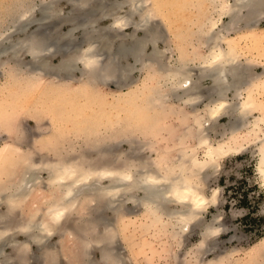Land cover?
<instances>
[{
    "label": "rangeland",
    "instance_id": "rangeland-1",
    "mask_svg": "<svg viewBox=\"0 0 264 264\" xmlns=\"http://www.w3.org/2000/svg\"><path fill=\"white\" fill-rule=\"evenodd\" d=\"M77 1L82 0H0V87H2V91H0V109L2 110V107L5 108L4 114L7 115V118L2 120L3 115L0 111V179L2 180H0L2 182H0V189L2 191L3 200V202H1L2 200L0 201V214L6 215L3 221L0 219V228L3 222V225H6L7 228H15L13 230L10 229V231H12L13 234L15 233L14 235L11 233V240L13 243L16 242L14 245L8 244L6 246V255L0 254V264H15V261L17 264H21L22 261L24 262H22L23 264H106V251L119 254L120 257L117 256V258L121 259L124 264H212L213 262L214 264H219L217 261H220V264H229L230 260H232L230 264H234L235 262L247 264L249 261L247 254L250 255L253 252V255L258 257L255 264H261L264 261V242H262L264 239V186L259 181L257 170L258 163L261 159V155H259L261 153L258 150L262 145H260V143H264L263 135L257 140L252 138L254 141L252 139H247L240 150L222 157L218 162L217 169H212L207 175L208 178L206 177L203 179L202 183L204 184L205 193L210 196V193L213 194L215 191H218V194H215L217 196L212 200L213 203L210 202L208 204L209 206L207 205L205 210H202L198 219L194 222H190L184 227L186 232L182 234V238L172 235V227L170 223L167 222L172 218L170 217V212L165 213L168 215L163 217L162 223L158 225L152 224L150 218H146L143 213V205L139 200L141 193L137 192L135 193L138 197L136 201L118 197L116 199L119 200H115V204L112 203V205L103 208H101V206L104 205V202H100L101 204H99V206H95V202L97 201L86 198L88 201L85 200L81 207L77 206L72 209V212L69 211L68 214L65 215L58 230L55 229V231H57L49 237L48 242L43 247L44 249H40L36 243H33L31 247L20 246L22 242L28 239L27 233L22 231L23 229L21 230V228L25 227L27 223L30 222V217H33L32 214L29 213L30 209H37L40 207L42 212L47 211L49 206L48 202L52 199L50 193L51 185L48 181V166L58 164L63 160H68L69 162L78 161L84 156L89 160V166L95 167L97 164L96 162L99 161V164L103 166L102 160H106L104 158L107 157V153H99L97 151L104 148H99L100 144H104V141L114 138L122 140L132 133L130 129L119 128V131L115 135L103 136L99 133L95 136L96 134L93 135L92 133L98 132L97 129H90L94 124L85 119L84 115H79L78 112H75V105L79 106L82 103L81 101L86 104H92V106L87 107L84 111V114L90 116L93 114L94 108L101 103L100 101L102 99L111 100L113 99L112 96H117L120 91L127 92L129 86L141 85L145 80L144 71L145 67H147L146 65L152 60L153 62H157L154 59L156 54L161 55V61L165 64L176 65V63L179 62L178 57L180 48L189 53L195 50L192 46L194 43L193 45L201 47L198 52L199 54L207 51V48L201 45L202 41L198 34L195 33L189 21L191 16L194 17L198 14L199 9L196 7L188 6L189 9L178 14L180 16H177L178 21H174L175 26L172 30L169 29L163 19L157 16V19L155 18V20H152L150 26V31L152 28L155 31H151L150 33L149 31H144L146 29H143L144 23L141 25V14L142 12H146V5L144 4L145 7L143 4L142 6L141 4L139 5L140 0H135L138 2L136 4L141 6H137L140 12L136 10V8H134L135 11L130 9L127 4L120 6L119 9L117 7L118 2H124L125 0H105L106 7L108 6L107 8L102 9L95 6L85 14L75 9L74 4H76ZM116 2L117 4H114L116 5V9L114 8L115 6L109 7L112 3ZM52 3H56V12L53 8L52 11L50 10L46 13V7L52 6ZM91 3H94V0ZM189 4L192 5L191 3ZM25 6H27L26 9H30L31 7L29 12L32 15L27 12V15L31 18L27 16V18H25L27 20H23L22 22H24V25H27L31 20L32 23L29 26H24L22 28L23 31H21L22 29L14 26V24L16 19L20 17V14L24 12L25 9L23 8ZM121 7L123 8L121 9ZM109 8L110 10H108ZM53 12L54 15H56L52 17L50 13L52 14ZM119 15L127 16V25L123 29L113 32L114 30H110L111 24ZM210 15L211 14H209V16L205 14L204 16L205 18H209ZM75 18L77 19L74 21L73 19ZM185 18H187V20ZM210 18H212V15ZM44 19L46 20L44 21ZM227 19L228 17L224 16L223 20ZM46 22L48 24H46ZM85 22H87V25H85ZM259 24L260 34L256 40H259L260 44L255 42V44H258V48L255 47V49L247 48L242 50L243 53L245 51V56L243 55L244 57L242 56L241 59L242 61L248 62L247 60H251L252 58L254 60H252V62L250 61L253 69L251 76L255 73H264V33L262 34L261 32V30H264V13L261 16ZM178 27L180 28L178 29ZM135 28L137 30H135ZM41 30L42 32H40ZM106 30L111 32L110 34L112 36L118 33L120 37L127 36L131 38V36L134 35L135 38H139L140 41L145 39L144 41L147 42L144 52H141V55L139 53V58H134V56L128 58L125 56L121 58L116 57L119 66L116 64L115 67L119 69L118 72L120 73L118 76L117 72L118 77L115 76L112 78L110 74L103 76V78L98 77L97 74L91 73L93 70L92 66L82 68V63L77 64L76 70L66 75H63L58 70L51 69L50 71L48 70L49 68L45 70L42 68L43 66L39 61L36 63L29 54L23 52L25 47H28L27 42L24 49H22V53L20 52L18 54L19 58L17 57V60L13 59L15 58L13 57V49L18 47L19 50H21V48H23L22 44L13 47V44L20 40L18 38L28 39L27 35L29 38L39 36L45 37V35H47L44 41H46V43L50 42L49 44H52L50 45L52 51L56 53L55 56L47 61L50 65H54L53 67H57L62 63L64 54H66V56L70 53L76 54L78 51L88 46V42L85 40L89 32L95 31L100 35ZM171 31L172 33H176V35L174 33L172 34ZM67 33L70 37L68 38L72 39V42H70V44H65L62 43V40L60 43L58 38L63 35H68ZM153 34L157 36L160 34L161 37L158 36L159 38H155L154 41L152 38ZM177 34L179 35L177 36ZM184 35L186 36L184 37ZM8 37L9 39H7ZM119 40L120 39L114 41V45L117 44V42L119 44ZM153 41L155 43H153ZM93 47H95L100 54L98 61L101 64L106 65L110 59L113 58L111 52L107 51V49H103L101 41L96 40V42H93ZM4 48L6 51H4ZM10 48L11 50H9ZM18 48L16 50H18ZM1 51H3V53ZM92 60L94 61V59ZM147 60L148 62H146ZM47 61L45 60L46 63H48ZM252 63L254 64V68ZM111 66L114 67V64ZM191 69L193 82L195 84L199 83L201 79H199L200 77L198 78L200 75L197 71L198 69L195 67ZM157 76H160V74H157ZM29 85L35 87L33 88ZM198 85H201L200 87L203 90V95L200 93L198 98L188 102V104L185 105L186 107H183L184 115L178 114L180 117H183V121L177 119L175 122L173 117L163 122L164 127H167L169 124L166 130L140 132L141 135L136 133L137 136L135 135V139L137 140L134 139L133 145L135 147L138 143L137 145L139 146V152L138 150L136 151V153H140L139 159L137 157V163L142 161L140 159L150 161L151 163L163 159V163H166V161H171L172 158L177 157L178 153L184 149H181L184 144L181 138L183 136H190L188 130V118L192 116V107L190 106H192L193 103H201L208 95H213L214 83L212 79H205ZM55 88L60 89L59 92H62L61 95L65 97L63 99H67V107H70L75 113H73V117L65 118L67 120L63 119L64 117L60 118L59 122L55 121L53 114L50 112V107L54 108V111L60 110L69 112V110L59 108L62 101H60L61 96H54V94H58L57 91L55 92ZM75 90H79L76 92H80L82 97L79 96L74 98L73 91ZM44 92L49 93L50 99L48 96V98L42 96ZM166 93L169 95L167 98L171 97L175 100L178 97L176 95L178 93L174 92V90H167ZM229 97L233 98L232 95H229ZM257 98L264 104V88L262 86L259 87ZM172 99L167 104L177 106L176 104L179 102L178 99L176 101H172ZM44 101L46 102L43 103ZM38 108L43 109V112L34 111L38 110ZM158 108L159 107L154 106L152 111L158 112ZM152 111L148 110L149 113H152ZM186 116H188L187 119ZM253 116L254 114L250 112L247 114V119L252 120ZM191 118L192 117H190V119ZM244 118L246 117L244 116ZM62 120L65 121L62 122ZM227 121V117L222 118L220 120L221 125L216 131L224 130L222 124ZM227 130L229 131L230 128ZM121 137L123 138L121 139ZM100 138L105 140L100 142ZM188 140L190 141L191 137H189ZM113 149L111 155L115 158L118 157L120 160L125 159L131 153V146H121L120 142L118 147L116 145ZM20 162L22 164H20ZM16 165L19 166V169L18 167L16 169L19 174L22 170H26L29 165H35L36 171L40 174L38 179L40 183H38L37 187L38 191L36 193L35 206L29 207L28 204L30 203L28 200L22 201V203L16 202L12 205L13 203H10L11 200L9 199L14 191L9 192L6 191V188L2 187V184L3 186L7 183L10 185L11 182L15 183L17 181L16 178H19V174L18 176H13ZM10 174L11 176L9 177ZM15 174L17 175V173H14V175ZM8 179H11L9 180L10 182H6ZM14 179L15 181H13ZM3 182H6V184ZM103 182L106 184L108 183L107 180ZM9 193L11 195H8ZM87 202L90 204L88 203L87 205ZM180 207L181 206L174 201L169 203L170 210H175V208L177 209ZM97 209L98 211H96ZM39 217L40 216L35 218L38 220ZM215 228H217L219 232H216L214 235L211 234L212 236L208 237L206 243H204L202 240L203 232L205 231L206 233V231L210 229H212L213 232ZM114 234L116 236H114ZM109 238H113V244H108L111 242H109ZM1 242L2 240L0 243ZM256 243H258V246L260 245L259 243H261L262 249L259 248L255 250L257 247V245H255ZM0 246L2 248V243ZM16 248H20L21 250ZM0 253H2V251ZM31 256L32 258L30 259ZM106 256H108V254H106ZM4 257L6 259L9 257L8 259L10 262L8 259L7 262L3 261V259L6 260ZM44 258L45 260H43ZM40 259L44 262L42 263Z\"/></svg>",
    "mask_w": 264,
    "mask_h": 264
},
{
    "label": "bare ground",
    "instance_id": "bare-ground-1",
    "mask_svg": "<svg viewBox=\"0 0 264 264\" xmlns=\"http://www.w3.org/2000/svg\"><path fill=\"white\" fill-rule=\"evenodd\" d=\"M90 1L92 2L93 0L77 1V3L74 4V7L76 10L82 11L83 14L89 12V10L95 6L102 9L108 7H106L105 0H94L95 4L91 3ZM121 2L122 1L118 2V8L127 4L129 5L130 9L134 10V8H136V10H138V5L136 4L138 2L135 0H125L124 2ZM189 3H191L193 6ZM112 4L109 7L115 6L114 8L116 9V5L114 4H117V2ZM140 4L141 6L142 4L143 6L144 4L146 5V7L144 6L146 8V12H142V14L140 13L142 17V19H140L141 25H143L142 23H144L143 29L146 28L144 31H149L150 33L151 31H155L152 27L151 28L153 30L151 29L150 31V26L152 20H155V18L157 19V16L163 19L168 25L169 29L172 30L175 26L174 21L177 20V18L180 16L178 14H181V12L189 9L188 6L198 8V14L194 17L191 16V19H189V21L191 22L190 24L194 28L195 33H197L199 38L201 39V45H204L207 48V51L199 54L198 52L201 47L193 45L194 43L192 44V46L195 50L189 52L190 54L180 48V54L178 57L179 62H177L176 65L165 64L161 61V55L156 54L154 56V59L158 62V64L157 62H153V60L148 63L149 65L146 63L147 67H145L144 71L145 80L141 85L137 84L136 86H129L127 92L120 91L117 96L114 97L113 95V99L111 100L102 99L100 101L101 103L98 104L96 108H94L93 114L90 116L84 114V111L87 107L92 106V104H86L85 102L81 101L82 103L79 106L75 105V112H78L79 115H84L85 119L91 121L92 124H94V126L90 129H97L98 132L92 133L93 135L96 134L95 136H97V134L99 133L103 136L115 135L119 131V128L130 129L132 133L125 138L121 137V139L123 138L122 140H118L117 138L113 137L114 139L104 141L105 139L100 138V142L104 141V144H100L101 147L99 146V148H104L97 151L99 153H107V157L104 158L106 160H102L103 166L99 164L100 161L96 162L99 165L96 164L95 167L89 166V160L85 158V156L78 161L69 162L68 160H63L58 164L48 166V181L51 185L50 193L52 199H50L48 202L49 206L47 211L42 212L40 207L37 209H30L29 213H31L33 217H30L31 220L29 223H27L26 226L24 225L25 227H20L21 230L23 229L22 231H24L28 235V239L26 238L27 240L25 242H22V244L20 245L21 247H31L33 243H36L39 248L42 249L48 242L49 237H51L52 234L58 230L59 226L65 218V215H67L69 211L72 212L73 208L77 206L81 207L84 204L85 200H87L86 198H91L92 200L97 201L95 202V206H99V204L104 202V205L101 206V208H103L112 205V203L114 202L116 203V201L119 200L116 199L118 197L121 199L123 197L129 200L136 201L138 200L137 194H135L137 192L141 193V197L139 200L143 205V213L146 218H150L152 224L158 225L159 223H162L163 217L168 215L165 213L170 212V217L172 218L167 222H169L172 227V235L181 237L183 236L182 234L186 232L184 227L187 226L190 222H194L196 219H198L202 210H205V207L210 202H212L215 196H217L215 194L218 191L214 192V189V193H210V196L205 193L203 186L204 184L202 183L203 179L206 177L208 178L207 175L212 169H217L216 167L218 165V162L222 157L228 156L231 153H235L236 151L240 150L241 146L244 145V142L247 139L249 140L254 138V140H257L258 138L260 139L261 135L264 136V104L261 103V101L257 98L259 87L262 86L264 88V73H255L253 74V76H251L253 70L251 62L253 58L251 60L248 59V62H244L241 60L242 56H245V51L243 53L242 50H245L247 48L255 49V47L258 48L257 45L260 44L259 40L257 41L256 39L260 34L259 22L262 14L264 13V0H234V2L233 0H151V2L150 0H140L139 5ZM26 7L27 6H25L24 8L22 7L25 10L20 14V17L16 19L14 24V26L20 29H22L24 26H29L32 23L31 20L27 23V25H24V22H22L23 20H27L25 19L27 18V16L31 18L29 15H27V12L31 10V7L30 9H26ZM122 8L123 7H121V9ZM52 9L56 12V3H52V6L46 7L45 12L48 13V11H52ZM108 10H110V8ZM138 11L140 12V9ZM208 13L212 15V18H210L211 15L209 18H205L204 15L207 14L209 16ZM50 15L53 17L56 14L54 15L53 12L52 14L50 13ZM224 16L228 17V19L223 20ZM46 19H44V21ZM76 19L77 18L73 20L75 21ZM185 19L187 20V18ZM46 24L48 23L46 22ZM85 25H87V22H85ZM126 25L127 16L119 15L114 19L113 23L111 24L110 30H114L113 32H115V30L119 31ZM179 28L180 27H178V29ZM135 30L137 29L135 28ZM21 31H23V29ZM178 31L176 32L179 33ZM40 32H42V30ZM261 32L263 34L264 30H261ZM110 33L111 32H109L108 30L104 31L100 35L95 31L89 32L85 40L88 42V46L85 49L78 51L76 54L70 53L67 54L68 56L64 54L62 63L57 67H53L54 65L52 64L51 66L47 61L56 54L51 49L50 45L52 44H49L50 42L46 43V41H44V38L47 35H45V37L32 36L33 38H29V36L27 35L28 39L18 38L20 40L13 44V47L18 46V44L23 45V48H21V50H19L18 47V50H16L17 48H14L15 50L13 49V57H15L13 59L17 60L19 58L18 54L20 52L22 53V49H24L27 42L28 47L26 46L23 52L29 54L32 57L33 61H36V63L37 61H39L43 66L42 68H44L45 70L48 68V70L50 71L51 69L58 70L63 75H66L76 70L75 68L77 64L82 63V68L92 66L93 70L91 71V73L93 72L97 74L98 77L103 78V76L107 74H110V77L112 78H114L115 76L118 77L120 73L118 72L119 69L115 67L116 64L119 66L116 57L121 58L122 56H125L126 58H128L130 56H134V58H139V53L141 55V52H144V49L147 46V42L144 41L145 39H142L143 41H140L139 38H135L134 35L130 38L127 36L120 37V34L118 33L117 35L112 36ZM156 34L152 35L154 41L155 38L160 36V34L158 36ZM174 34L176 35V33ZM178 35L179 34H177V36ZM186 35H184V37ZM68 37L69 34L61 36L60 38H58L59 42L63 40L62 43L70 44V42H72V39H69L70 37ZM132 37H134L135 39ZM7 39H9V37ZM117 39H120V43L118 44L117 42V44L114 45V41H116ZM96 40L102 42L103 49H107V51L113 54V58H111L109 61L110 63L108 62V64L103 65L98 61L100 54L97 49L93 47V42H96ZM154 41L153 43H155ZM255 42H257L258 44H255ZM9 50H11V48ZM4 51H6L5 48ZM1 52L3 53V51ZM92 59H94V61ZM45 60L48 63H46ZM146 62H148V60ZM113 64L114 67L111 66ZM194 67L198 69L197 71L200 74L198 78L200 77L199 79H201L200 82L204 81L205 79L213 80L214 90L213 95H208V97L202 100L201 103H193L192 106H190L192 107V116H190L192 118H188V130L191 140L189 141V137L185 136L181 138L182 142L184 143L181 149H184L181 150L180 153H178L177 157L172 158L171 161H166V163H163L162 159L154 161L155 163H151L150 161L140 159L142 161L137 163V157L139 159L140 153H136V151L139 149V146L137 145L138 143H135L137 147H134L133 145L134 139L136 138V133L140 134V132H155L162 129L166 130L169 124L167 125V127H164L163 122H165L166 119H171L173 117L175 119V122L177 119L183 121V117H180L178 115H184L183 107H186L185 105L188 104V102L195 100V98H198L200 93L203 95V90L200 87L201 85H198L200 82L195 84L192 80L193 74L191 68ZM157 74H160V76H157ZM30 87L34 88L35 86L32 85ZM0 88V91H2V87ZM54 90L55 92H58V94L56 93L54 94V96H61L60 101L62 102L59 108H65L69 110V112L60 110L54 111L55 109L50 107V112L53 114L55 121L59 122V119L63 117V119L73 117L74 111L71 110L70 107H67V99H63L65 97L61 95L62 92H59L60 89L55 88ZM167 90H174V92L178 93L176 94L179 101L176 104L177 106L167 104L172 99L171 97L167 98L169 97V92L166 93ZM76 91L79 90L73 91L74 98L79 96L82 97V94ZM229 95H232L233 98L229 97ZM42 96H44V98L48 96L50 99V95L48 92H44ZM177 99H172V101H176ZM45 102L46 101H44L43 103ZM154 106L159 107L158 112L152 111L154 109ZM4 109L5 108L3 107L2 110L0 109L3 115L2 120L7 118V115L4 114ZM148 110L152 111V113H149ZM34 111L43 112V109L38 108V110ZM250 112L254 114L252 120L247 119V114ZM244 116L246 118H244ZM187 117L188 116H186V119ZM226 117L228 118V121L222 124L224 130L216 131L221 125L220 120ZM65 120H62V122ZM228 127L230 128L229 131L227 130L229 129ZM119 142L121 146H131V153L129 152L130 154H127L128 156L123 160H120L118 157L115 158L111 155L113 153L114 146L116 147L117 145L118 147ZM260 145L261 146L258 151H260L261 153L259 154L261 155V159L258 163L257 171L259 175V181L264 186V143L261 142ZM20 164L22 163L20 162ZM17 167L19 169V166L16 165L14 171V173H17V175H14L13 173V176H18L19 174L18 170H16ZM10 176L11 174L9 175V177ZM18 177L19 178H16L17 181L15 183L11 182L10 185H8V183L6 184V182H10L9 180H11L8 179V181L6 180V182H3L4 184H6L5 186H3L2 184V187L6 188V191H14L12 193V196H10V203H13L12 205H14V203L16 202L22 203V201L24 202L28 200V202L30 203L28 204L29 207L35 206L36 193L38 191L37 187L38 183H40V180H38L40 174L38 171H36L35 165H29L26 170H22L20 172ZM105 180L108 181L107 184L103 182ZM13 181H15V179ZM8 195L11 194L9 193ZM1 200L2 191L0 189V201ZM173 201L178 203L181 207L177 209L175 208V210H170L169 203ZM1 202H3V200ZM88 203L89 202H87V205ZM96 211H98V209ZM38 216L40 217L37 220V218L35 217ZM5 217L6 215L0 214V219L2 221ZM33 218L37 221H35ZM3 223H1L2 227L0 228V241L2 240V248L0 246V250L2 251V253L0 254L6 255V246L8 244L14 245L16 243H13V241L11 240L12 231H10V229L13 230L15 228H7V226L3 225ZM55 229L57 230L55 231ZM212 229L207 230L206 233L205 231L203 232L202 240L204 243H206V239L208 237L212 236L211 234L214 235L216 232H219L217 231V228H215L216 230L214 229L213 232ZM219 229L222 230L221 228ZM114 236L116 235L114 234ZM112 239L109 238V242H111L108 244H113L114 241ZM262 242H264V239ZM259 244L260 245L258 246V243H256L255 245H257V247L253 248H255V250H258L259 248L262 249L261 243ZM253 253H251L250 255L247 254V257L249 258L247 264L256 263V259L258 257L253 255ZM106 254H108V256H106ZM117 256L120 257L119 254H114L113 252L106 251V264H124L122 263L121 259L117 258ZM8 258L9 257H7V259ZM31 258L32 256L30 257V259ZM45 258L43 260H45ZM7 259H3V261L7 262ZM231 261L232 260H230L229 264L231 263ZM22 262L21 264L24 263ZM43 262L44 261H42V263ZM217 262H219V264L221 263L220 261ZM14 263L17 264L16 261ZM235 263L239 264V262ZM212 264H214V262ZM261 264H264V261Z\"/></svg>",
    "mask_w": 264,
    "mask_h": 264
}]
</instances>
